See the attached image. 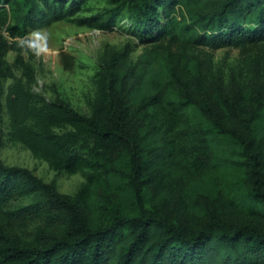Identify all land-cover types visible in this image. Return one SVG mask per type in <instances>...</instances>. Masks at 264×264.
Wrapping results in <instances>:
<instances>
[{"label": "trees", "instance_id": "obj_1", "mask_svg": "<svg viewBox=\"0 0 264 264\" xmlns=\"http://www.w3.org/2000/svg\"><path fill=\"white\" fill-rule=\"evenodd\" d=\"M85 1L0 0V84L13 78L5 97L9 136L54 171L85 176L69 195L0 159V264H264V223L242 224L236 211L215 209L201 218L146 198L152 185L197 175L210 177L222 199L230 176L233 190L247 189L227 191L229 200L264 220V97L247 85L224 98L243 131L225 128L194 95L210 82L202 71L210 60L188 53L196 46L264 51V0H108L102 11L76 16ZM73 16L101 30L127 18L149 43L135 61L129 44L102 48L89 113L57 92H36L34 67L21 55L35 56L30 31Z\"/></svg>", "mask_w": 264, "mask_h": 264}, {"label": "rangeland", "instance_id": "obj_2", "mask_svg": "<svg viewBox=\"0 0 264 264\" xmlns=\"http://www.w3.org/2000/svg\"><path fill=\"white\" fill-rule=\"evenodd\" d=\"M107 6L108 0H86L76 16L94 15ZM126 22L127 18L122 17L110 29L101 30L92 25L78 24L73 16L30 31L28 36L35 43V56L28 59V55L23 51L21 55L34 67L33 89L46 97H52L57 92L79 112L89 113L95 93L98 57L102 48L105 45L119 48L129 44L130 56L135 61L137 56L149 46V43L142 42L130 31ZM38 42H42L44 49H39ZM188 53L197 55L201 61L206 58L210 60L208 67L206 65L202 67L203 74L210 82L202 90H197L194 95L198 99L203 97L208 102L225 128L242 132L241 122L228 116L229 110L222 101L224 98L230 100L233 96L239 95L247 85L252 87L253 97L256 95L264 97V51L259 45L217 49L196 46L189 48ZM15 57L16 52L13 50L5 54L6 60L11 64L14 63ZM14 75L25 82L21 69L16 66H14ZM12 81L13 78H7L0 84V159L7 165L27 167L44 182H53L59 193L73 195L85 181L83 172H56L47 160L35 157L29 149L10 138L5 97ZM255 103L252 102V105ZM203 115L208 119L204 113ZM262 179L264 180V165ZM221 183V190L225 194L222 199L216 195L210 177L199 178L197 175L169 186L152 185L147 189L148 194L146 191V198L149 204L157 206L165 203L166 206L177 204L187 207L201 218H205L209 210L215 209L220 216L224 214L230 216L229 211H236L237 220L242 224L264 223L261 215L237 209L235 206L237 197L229 200V195H226L227 191L245 192L247 189L245 184L233 190L230 176Z\"/></svg>", "mask_w": 264, "mask_h": 264}, {"label": "bare ground", "instance_id": "obj_3", "mask_svg": "<svg viewBox=\"0 0 264 264\" xmlns=\"http://www.w3.org/2000/svg\"><path fill=\"white\" fill-rule=\"evenodd\" d=\"M38 47H39V49H44V46H43V44H42V42H38Z\"/></svg>", "mask_w": 264, "mask_h": 264}]
</instances>
